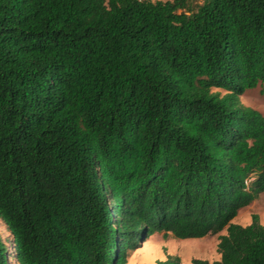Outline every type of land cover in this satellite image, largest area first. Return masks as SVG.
<instances>
[{
    "label": "trees",
    "instance_id": "16d2710c",
    "mask_svg": "<svg viewBox=\"0 0 264 264\" xmlns=\"http://www.w3.org/2000/svg\"><path fill=\"white\" fill-rule=\"evenodd\" d=\"M262 82L264 0H0V264H264Z\"/></svg>",
    "mask_w": 264,
    "mask_h": 264
},
{
    "label": "rangeland",
    "instance_id": "374dc122",
    "mask_svg": "<svg viewBox=\"0 0 264 264\" xmlns=\"http://www.w3.org/2000/svg\"><path fill=\"white\" fill-rule=\"evenodd\" d=\"M212 92H219L220 95L225 93L219 89H212ZM239 100L244 106L251 107L264 115V82L247 90L239 97ZM254 214L258 215L260 224L264 226V194H260L250 205L241 209L232 223L248 225L251 223V217ZM0 231L7 237L5 226L1 221ZM224 234H226V230L217 234H208L200 239L178 240L171 236L165 237L161 233H156L143 239L140 242V247L135 251L129 252L126 264H155L157 260H164L167 255L179 257L183 264H192L193 259L206 260L208 264H213L214 261L220 259L217 245L219 236ZM10 262L17 264L12 259Z\"/></svg>",
    "mask_w": 264,
    "mask_h": 264
},
{
    "label": "built area",
    "instance_id": "2783aa9c",
    "mask_svg": "<svg viewBox=\"0 0 264 264\" xmlns=\"http://www.w3.org/2000/svg\"><path fill=\"white\" fill-rule=\"evenodd\" d=\"M253 180V177H250L247 181L246 184L250 183Z\"/></svg>",
    "mask_w": 264,
    "mask_h": 264
}]
</instances>
